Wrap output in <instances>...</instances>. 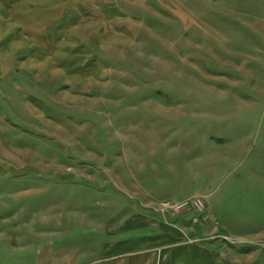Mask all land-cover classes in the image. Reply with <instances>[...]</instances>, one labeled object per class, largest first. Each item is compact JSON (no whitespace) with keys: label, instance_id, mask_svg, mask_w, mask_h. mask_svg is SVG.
Returning <instances> with one entry per match:
<instances>
[{"label":"rangeland","instance_id":"1","mask_svg":"<svg viewBox=\"0 0 264 264\" xmlns=\"http://www.w3.org/2000/svg\"><path fill=\"white\" fill-rule=\"evenodd\" d=\"M15 11L0 0V264H65L152 195L225 264H264V0H76L38 43Z\"/></svg>","mask_w":264,"mask_h":264},{"label":"crops","instance_id":"2","mask_svg":"<svg viewBox=\"0 0 264 264\" xmlns=\"http://www.w3.org/2000/svg\"><path fill=\"white\" fill-rule=\"evenodd\" d=\"M104 158L106 157L95 156L96 170L101 169L99 163ZM110 158L113 168L114 158ZM83 159L89 165L83 171L95 175L88 158L83 155ZM122 159L123 157L118 156L115 159L117 170L121 168ZM148 166H152V163L144 164V170L140 173L145 182L148 176L151 180L154 179L152 173L148 172ZM112 185L120 190L113 182ZM157 186L160 189L158 195H161L162 186ZM159 197L152 195L148 200L136 199L138 204L135 207L143 208L142 210L132 212L113 226L107 227L103 235L98 239L94 238L96 242H87L83 249L76 251V255L72 252L75 258L65 264H225L222 258L224 254L203 242V238L211 236L208 231L199 235L186 228V221L157 218L146 211V208H152V202ZM209 238L205 240L208 241Z\"/></svg>","mask_w":264,"mask_h":264},{"label":"trees","instance_id":"3","mask_svg":"<svg viewBox=\"0 0 264 264\" xmlns=\"http://www.w3.org/2000/svg\"><path fill=\"white\" fill-rule=\"evenodd\" d=\"M53 1L55 2L51 4L49 0L48 2L46 0L45 3L47 4L49 3V5L47 8H43L41 6V4L43 3V0H8V3L13 2L15 5V9H16L15 15L21 14L28 19L27 21L29 20L31 21L30 23V22H25L24 20L21 19L16 24L17 25L16 30L19 29L20 33L26 34L25 37H28V39H31L33 42L38 43L39 40H42V36H40V33L44 32L43 30L44 27H47L48 25H51V24H54L57 26V24L61 21V18L67 13L66 10L76 5V0H53ZM9 5H10L9 7H8V4L4 5L6 6L5 8H7V11L12 10L11 5L13 4H9ZM55 13L60 15V16H57V19L55 17L56 16ZM41 14H45L48 16L47 21L45 19L38 21L37 16L39 15L41 16ZM29 15H33L32 18H34L35 16L37 19L35 20L34 18V20H31L30 18H28ZM27 23H29V25H27ZM31 25H34L35 27L32 28L30 27ZM38 25L41 27V29ZM6 36L7 37H5V39L8 38L10 34ZM43 40H45V37H43ZM29 50H32V48H30Z\"/></svg>","mask_w":264,"mask_h":264},{"label":"built area","instance_id":"4","mask_svg":"<svg viewBox=\"0 0 264 264\" xmlns=\"http://www.w3.org/2000/svg\"><path fill=\"white\" fill-rule=\"evenodd\" d=\"M165 204H169V203H165ZM193 206L194 208H200L202 207V201L200 200V198L198 197H193L191 198L190 200H184V201H181V202H177V203H174L173 205H171L170 207L176 209V210H180L186 206ZM226 238V237H224Z\"/></svg>","mask_w":264,"mask_h":264}]
</instances>
